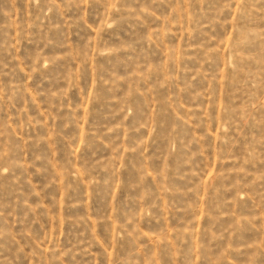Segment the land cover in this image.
<instances>
[{"label": "rangeland", "instance_id": "obj_1", "mask_svg": "<svg viewBox=\"0 0 264 264\" xmlns=\"http://www.w3.org/2000/svg\"><path fill=\"white\" fill-rule=\"evenodd\" d=\"M0 264H264V0H0Z\"/></svg>", "mask_w": 264, "mask_h": 264}]
</instances>
